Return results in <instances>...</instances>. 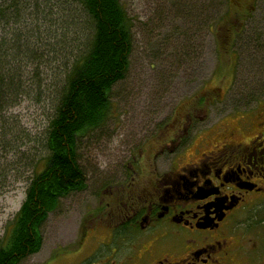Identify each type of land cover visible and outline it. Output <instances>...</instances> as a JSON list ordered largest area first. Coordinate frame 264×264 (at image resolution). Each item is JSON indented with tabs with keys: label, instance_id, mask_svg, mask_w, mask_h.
<instances>
[{
	"label": "rangeland",
	"instance_id": "rangeland-1",
	"mask_svg": "<svg viewBox=\"0 0 264 264\" xmlns=\"http://www.w3.org/2000/svg\"><path fill=\"white\" fill-rule=\"evenodd\" d=\"M119 1L132 20V51L125 78L111 90L113 109L110 119L77 141L78 162L86 178L85 188L60 201L42 226L40 251L19 264H52L50 259L54 254L76 248L80 242L81 220L97 213L111 191L105 186L120 179L123 163L130 153L143 147L147 129L154 120L170 116L172 108L179 104L180 108L187 109L189 103L202 99L199 107L210 102L205 109L212 122L227 108L236 109L233 108L234 101L240 95L237 91L242 82L257 77V71L252 68L257 49L248 48L241 53L240 49L237 51L239 61L233 78L229 75L233 64L226 54V29L235 25L237 18L231 7L240 1L214 0L210 8L212 15H208L210 28L196 34L195 52L187 56H184L183 48L188 44L190 26L186 23L185 27L180 16L182 1ZM3 3L4 10L17 11L21 17L0 25V42L13 61L10 68L20 70L16 74L18 97L7 95L9 103L0 111V238L24 201L30 179L46 157L45 129L53 113L51 87L55 78L57 81L64 75L60 73L62 68L54 67L50 61L54 55L47 47V44L54 46L63 32L52 26L61 15L56 11V1L16 0L14 5V0H5ZM194 4L197 6L196 0ZM242 5L256 7L262 3L246 0ZM252 25L259 27L257 20ZM57 29V35H54L52 31ZM255 32L253 43L258 39L259 48L258 34L261 32ZM199 35L203 38L200 45ZM71 36L67 33V39ZM233 45L236 49L245 47L240 40ZM28 50L43 56L41 61L25 56ZM64 57L60 63L69 60L68 51ZM39 62L45 65H37ZM261 96L264 94L258 98ZM202 113L201 110L199 116H203ZM80 258L70 257V260L55 264H69Z\"/></svg>",
	"mask_w": 264,
	"mask_h": 264
},
{
	"label": "flooded vegetation",
	"instance_id": "flooded-vegetation-1",
	"mask_svg": "<svg viewBox=\"0 0 264 264\" xmlns=\"http://www.w3.org/2000/svg\"><path fill=\"white\" fill-rule=\"evenodd\" d=\"M238 1L225 36L231 78L239 49L264 52V0ZM237 40L245 47L235 51ZM201 104H179L151 123L97 213L81 220L79 244L50 263L81 256L69 264H264V96L238 97L236 109L212 122L210 102Z\"/></svg>",
	"mask_w": 264,
	"mask_h": 264
},
{
	"label": "trees",
	"instance_id": "trees-1",
	"mask_svg": "<svg viewBox=\"0 0 264 264\" xmlns=\"http://www.w3.org/2000/svg\"><path fill=\"white\" fill-rule=\"evenodd\" d=\"M3 1L0 0V25L20 19L17 11L4 10ZM55 1L56 11L61 15L52 26L63 32L54 46L47 44V47L54 55L50 61L54 67L60 66V73L64 75L57 81L55 78L51 87L53 113L45 129L46 157L30 179L24 201L0 238V264H19L38 253L43 244L41 229L48 215L58 208L63 198L85 188L77 141L110 119L111 90L125 78L129 67L132 20L119 0ZM180 1V16L185 27L186 23L190 26L188 44L183 48L187 56L195 52L196 34L210 28L208 15L215 1L196 0L197 6L194 0ZM58 29L52 33L57 35ZM67 33H71L70 39ZM199 37L200 45L203 38ZM67 51L69 60L60 63ZM255 53L257 59L252 68L257 71V77L242 82L247 90L238 96L241 99L258 98L261 94L256 88L264 87V52ZM25 56L35 61L43 58L29 50ZM8 57L0 42V111L9 103L7 95L18 97L16 74L20 70L10 68L13 61ZM41 64L45 65L37 63Z\"/></svg>",
	"mask_w": 264,
	"mask_h": 264
}]
</instances>
